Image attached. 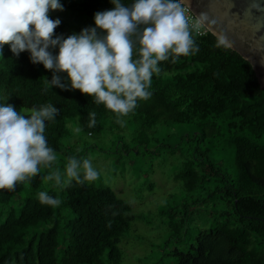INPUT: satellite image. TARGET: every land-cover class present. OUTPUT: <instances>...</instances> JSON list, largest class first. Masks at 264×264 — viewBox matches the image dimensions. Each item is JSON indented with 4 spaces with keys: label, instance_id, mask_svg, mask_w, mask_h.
<instances>
[{
    "label": "trees",
    "instance_id": "1",
    "mask_svg": "<svg viewBox=\"0 0 264 264\" xmlns=\"http://www.w3.org/2000/svg\"><path fill=\"white\" fill-rule=\"evenodd\" d=\"M121 3L131 6L134 0ZM64 5L87 15L115 7L111 0ZM55 34L67 38L63 21ZM191 35L198 51L160 62L151 97L120 117L123 126L80 90L46 86L53 71L33 64L28 51L15 56L7 44L0 55V105L11 104L25 116L48 103L60 109L54 121H46L44 135L66 162L102 149L85 136L106 133L116 146L109 149L114 160L143 170L148 190L155 187V162L170 168L174 190L157 202L156 240L164 242L137 255L139 264H264V88L251 63L212 32ZM60 75L70 85L67 73ZM90 112L96 114L93 127ZM74 126L86 134L83 139H74ZM51 167L56 171L58 162ZM51 172L40 166L14 190L0 189V264H122V241L147 240L133 228L132 204L110 185L72 180L62 189L55 181L47 187L44 177ZM44 190L62 203L41 204L37 193ZM169 240L184 241V247Z\"/></svg>",
    "mask_w": 264,
    "mask_h": 264
},
{
    "label": "clouds",
    "instance_id": "2",
    "mask_svg": "<svg viewBox=\"0 0 264 264\" xmlns=\"http://www.w3.org/2000/svg\"><path fill=\"white\" fill-rule=\"evenodd\" d=\"M111 2L113 9L95 13L96 27L64 38L55 34L61 20L49 15L50 10H64L60 0H0V55L5 44L17 57L30 52L33 64L42 63L53 71L46 86L80 90L114 112L123 126L120 117L132 112L138 100L151 97L152 77L160 73V62L169 57L176 62L198 51L191 35L198 26L190 25L179 0H134L131 6L121 0ZM57 47L54 55L49 49ZM60 73H67L70 85L62 82ZM59 111L48 103L33 107L25 116L11 104L0 105V189L14 190L17 183L36 176L40 166L51 167L57 160L44 133L46 121H54ZM95 115L89 113V127L95 125ZM63 175L67 179L56 170L44 179L54 180L62 189L72 180L83 184L99 178L90 159L76 157L68 158ZM38 199L53 208L62 203L47 191L39 192Z\"/></svg>",
    "mask_w": 264,
    "mask_h": 264
},
{
    "label": "rangeland",
    "instance_id": "3",
    "mask_svg": "<svg viewBox=\"0 0 264 264\" xmlns=\"http://www.w3.org/2000/svg\"><path fill=\"white\" fill-rule=\"evenodd\" d=\"M65 1L68 0H60V3L64 6L63 11L50 10V12L56 18H59L65 23L66 35L69 36L72 34H79L84 28L96 27L94 19L95 15H87L83 12L73 11L64 5ZM97 31L102 32V30L100 29H97ZM69 127L73 128V124L69 123ZM74 127L75 130H72V136H74V139H83L86 134H82L80 130L77 131V129H79L77 126ZM85 137L94 142H98L101 148L105 150L104 152L99 148L92 149L89 157L87 158L91 160L93 167L99 172V178L97 179V181H104L106 184L112 187V189L118 194V196L124 198L132 204L133 213L137 218V220L133 222V228L137 231L138 234H144L147 237V240H135L137 237H132L129 235L131 239L128 242L122 241V243L120 244V246L125 250L124 261L122 262V264H139L136 261L137 255L142 254L145 256L148 252H151L152 249L157 250V245L164 242V240H156L157 235L160 234L158 231L160 229L158 228V207L160 205H158L157 202H159L169 192L174 190V181L172 180L169 172L170 168L168 166L162 167V162H155V172L151 175V180L155 182V187L152 191H150L145 186L147 182V176L144 175L143 170L141 171V169H139L138 171V168L134 169L129 164L123 166L121 165L122 163L120 164L119 162L114 160L115 155H112V153L110 152L112 148L114 150V147H116L112 144V135L102 133L94 136L92 135L91 137L86 135ZM56 156L57 160L55 162H58L59 166L56 168V170L58 168L64 170L67 164L66 159L62 160L61 154H56ZM80 158H86V155L77 157V159ZM50 170L55 171L53 167H50ZM41 171L44 170L41 169ZM63 178L67 179V177L64 175ZM53 182L54 180H45L47 187L51 186V183ZM26 193H28V190H25L23 192V195ZM156 218L157 221L153 222ZM169 241L171 242L172 247L174 246V242H176L180 246V248L184 247V241Z\"/></svg>",
    "mask_w": 264,
    "mask_h": 264
},
{
    "label": "water",
    "instance_id": "4",
    "mask_svg": "<svg viewBox=\"0 0 264 264\" xmlns=\"http://www.w3.org/2000/svg\"><path fill=\"white\" fill-rule=\"evenodd\" d=\"M220 41L248 60L264 88V0H179Z\"/></svg>",
    "mask_w": 264,
    "mask_h": 264
},
{
    "label": "built area",
    "instance_id": "5",
    "mask_svg": "<svg viewBox=\"0 0 264 264\" xmlns=\"http://www.w3.org/2000/svg\"><path fill=\"white\" fill-rule=\"evenodd\" d=\"M181 6L185 13V16L188 18L190 22V25L198 26V30L197 27H193L191 32H195L198 36L205 35L206 32L208 31L207 27L196 17L194 12L191 10V8L188 5L181 3Z\"/></svg>",
    "mask_w": 264,
    "mask_h": 264
}]
</instances>
